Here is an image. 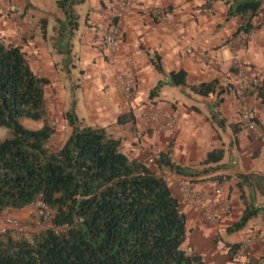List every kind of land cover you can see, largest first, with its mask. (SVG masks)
<instances>
[{"label": "crops", "instance_id": "0c3cea01", "mask_svg": "<svg viewBox=\"0 0 264 264\" xmlns=\"http://www.w3.org/2000/svg\"><path fill=\"white\" fill-rule=\"evenodd\" d=\"M14 1L30 2L26 20L33 5L48 16V33L44 35L42 25L35 23L36 35L22 47L34 71L50 80L46 96L55 95L54 109H74L79 124L106 127L123 139V150L133 157L148 163L150 157L169 152L173 162L190 169L193 175L178 174L170 185L187 214V241L204 255L206 264H243L244 257L230 259L227 244L241 243L252 235L256 239L249 259L264 264V214L261 218L259 211L240 230L229 229L248 205L262 209L251 202L262 204L259 199L264 198V146L246 127L237 88L238 64L246 66L261 83L264 79V9L242 38L238 30L243 19H227L225 0H132L118 46L110 50L105 37L118 0H75L70 18L60 0ZM155 9L162 10V16H156ZM31 17L37 22L33 13ZM152 54L161 56L164 73L156 69ZM180 69L188 72L187 85L165 83L158 95L150 97L160 80H168L172 71ZM125 71H132L138 83L130 101L117 85L118 76ZM213 79L220 80V88L226 87L221 95L203 96L190 89V85ZM248 103L264 126L262 99L251 94ZM151 109L175 115L178 128L158 132L147 126L143 114ZM130 111L135 122L118 123L120 114ZM72 131L73 126L63 118L61 144ZM216 148L224 149L223 159L203 164ZM221 175L229 177L221 181L217 178ZM186 183L195 186L201 200L229 198L228 215L207 222L202 202H186ZM218 188L223 190L220 196ZM30 207L6 211L24 219Z\"/></svg>", "mask_w": 264, "mask_h": 264}, {"label": "trees", "instance_id": "16d2710c", "mask_svg": "<svg viewBox=\"0 0 264 264\" xmlns=\"http://www.w3.org/2000/svg\"><path fill=\"white\" fill-rule=\"evenodd\" d=\"M73 1L59 2L69 18ZM225 1L227 19H243L238 34L241 29L249 33L264 0ZM151 60L164 73L161 56L152 54ZM187 79L185 69L174 70L150 97L165 83L187 85ZM49 82L34 71L21 45L0 37V125L9 129L0 139V215L38 199L52 209V226L32 239L13 230L0 236V264H206L202 253L186 247L188 218L170 182L146 161L126 153L121 137L106 127L79 124L75 110L69 109L63 117L73 131L60 147L52 145L58 130L48 121ZM220 87L219 79L190 85L203 96L221 95L226 87ZM256 93L264 102V79ZM23 119L43 125L30 128ZM130 121L135 122L131 111L118 118L120 124ZM223 157L224 149L216 148L203 164ZM156 163L159 169L192 174L173 162L169 152H160ZM228 177L217 176L221 181ZM259 211L248 205L230 231L242 229ZM227 245L230 259H236L241 244Z\"/></svg>", "mask_w": 264, "mask_h": 264}, {"label": "built area", "instance_id": "2783aa9c", "mask_svg": "<svg viewBox=\"0 0 264 264\" xmlns=\"http://www.w3.org/2000/svg\"><path fill=\"white\" fill-rule=\"evenodd\" d=\"M132 4V0H118L117 8L111 17L108 31L105 37L106 47L110 50H115L118 46L120 37L122 36L123 28L122 22L124 16L128 13ZM150 10V8H149ZM151 11V10H150ZM159 17L162 16L163 11L159 9L152 10ZM240 37H246L247 34L244 29H241L239 32ZM241 40V39H240ZM238 91L241 108L245 115L246 127L256 140H258L262 146H264V126L256 121V115L252 107L248 103V97L251 94H255L258 91V88L261 86V79L256 76L251 75L246 66L243 64H238ZM117 85L120 90L123 92L126 100L130 101L134 98L137 92V78L134 73L131 71H125L121 73L117 78ZM144 123L154 128L158 132H163L165 130L177 129L179 125V120L175 115L167 114L165 111L160 109H151L146 111L143 114ZM57 120L51 123L55 128ZM149 162L155 163L153 157L149 158ZM159 172L171 183L172 180H175L179 177L178 174L168 170L165 167L159 169ZM223 193L221 188L216 190V194L220 196ZM183 195L189 204H196L202 202L203 205V215L207 222H217L224 218L231 210V202L227 197L221 198L218 200L204 201V199L199 198V193L195 186L191 184H185L183 186ZM29 206H35L37 208V215L43 220L44 223H47L50 227L52 226V209L50 206L42 199H38ZM29 225L24 222V220L10 215L7 211H4L0 215V236L8 230H13L19 234V236H25L26 238L32 239L29 231ZM255 237L248 236L240 244L239 254L246 253L253 246Z\"/></svg>", "mask_w": 264, "mask_h": 264}, {"label": "rangeland", "instance_id": "374dc122", "mask_svg": "<svg viewBox=\"0 0 264 264\" xmlns=\"http://www.w3.org/2000/svg\"><path fill=\"white\" fill-rule=\"evenodd\" d=\"M30 4V2H18L14 0H0V37L4 38L8 42H13L19 45H25L29 41L33 40V37L36 35L37 26L42 25L41 30L43 33V29L45 28V24L47 25V33H48V16L46 14H42L40 11L36 10V8H29V17L27 20L25 19L27 16V8L26 6ZM49 5V4H48ZM37 11V13H36ZM33 13L34 17L37 18L36 21H31L32 17L31 14ZM35 23H39L36 24ZM46 33V34H47ZM47 101H48V108H49V115H48V121L50 123L54 122V120H57L56 127H57V134L53 136L52 145L54 147H60L62 144L63 135L62 132L59 134V130L62 126V120L64 113L67 111L61 110V112H58L56 109H54L55 105V95L49 96L47 94ZM22 122L24 125L30 128H39L43 125V121H33L30 119H23ZM9 133V129L0 125V139L5 138ZM129 154V153H128ZM131 157H133L131 154H129ZM151 158V157H150ZM155 159V163H151L148 160V163L151 165V167L154 170H158V165L156 163V157H153ZM175 180H172L173 182ZM250 192L251 191H247ZM255 192H252V195H254ZM262 204H259L258 202H251L256 203L262 207L260 210V216L262 218V215L264 214V198L259 199ZM257 205V206H258ZM31 212L27 214V216H24V222L28 224L29 231L31 238H33V235L45 228H50V226L47 223H44L43 220L37 215V208L35 206L30 207ZM52 224V222H51ZM256 239V238H255ZM255 243V242H254ZM254 246V244H253ZM253 246L250 248L249 251L243 254H238L236 256V259H240L244 257L243 264H254V261L256 263H259V261L249 259V252L253 248ZM186 247L189 249L191 248L190 243L186 242Z\"/></svg>", "mask_w": 264, "mask_h": 264}, {"label": "bare ground", "instance_id": "6f19581e", "mask_svg": "<svg viewBox=\"0 0 264 264\" xmlns=\"http://www.w3.org/2000/svg\"><path fill=\"white\" fill-rule=\"evenodd\" d=\"M155 14V13H154ZM156 15V14H155ZM156 16H158V15H156ZM243 23V22H242ZM242 25V24H241ZM246 34H248V33H246ZM261 85H262V83H261ZM258 90H259V88H258ZM51 124V123H50Z\"/></svg>", "mask_w": 264, "mask_h": 264}, {"label": "clouds", "instance_id": "9594fccd", "mask_svg": "<svg viewBox=\"0 0 264 264\" xmlns=\"http://www.w3.org/2000/svg\"><path fill=\"white\" fill-rule=\"evenodd\" d=\"M28 207V206H27ZM6 211V210H5Z\"/></svg>", "mask_w": 264, "mask_h": 264}]
</instances>
